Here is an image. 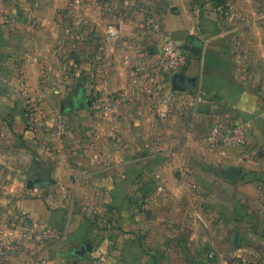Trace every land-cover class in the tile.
Returning a JSON list of instances; mask_svg holds the SVG:
<instances>
[{"label": "crops", "instance_id": "0c3cea01", "mask_svg": "<svg viewBox=\"0 0 264 264\" xmlns=\"http://www.w3.org/2000/svg\"><path fill=\"white\" fill-rule=\"evenodd\" d=\"M135 4L136 15L124 12ZM218 17L183 0H0V259L48 242L25 264H71V249L90 242L94 257L123 264H199L196 255L224 251L217 237L237 230L236 249L264 264V245H249L264 240L263 25L249 22L250 47L243 25ZM72 46L93 57L76 87L60 59ZM178 46L193 78L182 90L160 61ZM72 116L57 140L49 121L63 129ZM236 123L242 146L209 144L208 127ZM232 166L236 184L222 176ZM40 177L51 182L27 186ZM233 194L239 229L225 215Z\"/></svg>", "mask_w": 264, "mask_h": 264}, {"label": "rangeland", "instance_id": "374dc122", "mask_svg": "<svg viewBox=\"0 0 264 264\" xmlns=\"http://www.w3.org/2000/svg\"><path fill=\"white\" fill-rule=\"evenodd\" d=\"M184 5L189 9L191 8V6L193 5L194 7V11H198L199 9V13L200 15H202V13L206 14L208 12H216L219 15V19L221 20H225L227 19V23L224 26V28H228V29H234L235 27H238L240 29V27L242 26V28L244 30H246L247 33H243V35L241 36V39L244 43L248 44L250 47L253 46L254 41L252 40L253 38H251L250 33L251 30H249V22L251 21V19H254L256 17L261 18L259 20V23H261L263 25V27L261 28L262 31V36H263V43L261 44L263 51H264V0H183ZM144 0H140V4L143 5ZM141 7L138 4L133 5L132 9L128 10V9H123L124 12H126L127 14H132V15H136L137 14V10L138 8ZM198 8V9H197ZM243 8H248L249 10H251L250 12L248 11L246 14V11H240ZM261 11L258 12V14H255V11ZM228 17V18H227ZM230 18H232L231 20H229ZM248 29V30H247ZM74 34H78L77 30H74ZM252 35V34H251ZM65 41L70 42L69 38L66 37ZM64 46H68L67 43ZM91 45L88 46L87 49H85V52H87V56L89 55L88 51L92 52V48H90ZM177 49H180L181 47L178 46L176 47ZM244 48V47H243ZM61 52H63V47L60 48ZM67 50L66 47V57H60L61 60L66 62V67H67V71L72 74V85L73 87L75 85H78L79 83V76L81 74V72H79V68H80V63L81 61H88V59H92L93 57H80V55H82V53H84V50L79 46H72V49H70V51ZM90 56H92L90 54ZM97 61V60H96ZM76 73V74H75ZM76 87V86H75ZM56 114L60 116L61 111L57 108L56 109ZM62 116V115H61ZM41 118H42V114H41ZM44 119V118H42ZM56 119V118H55ZM55 119L53 121H49L50 124H48V129L49 131L51 130V134L57 139V140H66V138L69 136V128H70V124L74 121H76L77 118L74 119V117L72 116V119L69 120V118H65V122H64V128L60 129V132L58 130V124L55 121ZM74 120V121H73ZM63 124V123H62ZM46 127V126H45ZM44 126L40 125V132L42 134V132H45V129H43ZM48 141V140H47ZM47 141H42L40 140V145H41V149L42 150H47V144H49L50 142L47 143ZM218 178V176H217ZM225 194V192H224ZM233 198V201L230 202V205L227 206L225 208V215L230 216L231 218V228L232 229H239V206H238V200H236V202L234 201L236 199V195L233 194L231 196ZM218 201V200H217ZM217 208L219 205L216 204ZM217 212V215H223L222 209H215ZM216 214V213H215ZM13 220H10V223ZM3 230V229H2ZM205 234V233H204ZM225 235H223L222 237H217L216 240V245L221 244L224 246V251H221L219 254H210V255H196V261L200 264H254V263H259L260 260H258L257 258V254L252 251V253H248L245 254L244 251L240 252L239 248L236 250H232L230 251L231 248V243H230V235H228L227 231L224 232ZM240 241V240H239ZM238 241V242H239ZM251 243H249V245L252 246H257L258 245H264V240L263 239H255L252 238ZM64 244L66 245L64 252L69 251L70 250V246L67 245V242H64ZM31 249L34 250V253L29 254L27 256H23L20 257L21 255H13L11 257H8L6 259H0V264H18V263H22L21 261H23V263L25 264L27 261H31L34 258H39L40 254L39 253V249L41 251L42 248H44L45 246H48L49 243H31ZM106 253V252H104ZM108 254V253H107ZM94 255H96V253L94 252L93 249L89 250L87 255L79 260L75 257H72L70 259V261L74 263L75 262H80V261H88L92 258H94ZM105 256V255H103ZM259 256V255H258Z\"/></svg>", "mask_w": 264, "mask_h": 264}, {"label": "built area", "instance_id": "2783aa9c", "mask_svg": "<svg viewBox=\"0 0 264 264\" xmlns=\"http://www.w3.org/2000/svg\"><path fill=\"white\" fill-rule=\"evenodd\" d=\"M109 33L110 35H114L115 30L112 27H109ZM160 61L169 75L183 73L188 64L187 56L173 47H167L161 53ZM122 100L123 97L121 95H115L112 103L113 109H115ZM57 124L60 132L61 122L57 121ZM206 137L209 144L214 147L235 148L242 146L245 143L246 127L243 123H236L230 127H225L221 124H213L207 128ZM42 235L46 237L49 236L48 233H42ZM36 238H41V234L36 235ZM71 264H123V262L118 257H112L107 260L106 257L100 255L88 261L74 262Z\"/></svg>", "mask_w": 264, "mask_h": 264}, {"label": "water", "instance_id": "95a60500", "mask_svg": "<svg viewBox=\"0 0 264 264\" xmlns=\"http://www.w3.org/2000/svg\"><path fill=\"white\" fill-rule=\"evenodd\" d=\"M189 48L194 53H200L201 52V42L198 39H194ZM191 81H193V78L186 77L183 73H175L172 76L173 88L177 90H182L185 84ZM222 176L226 178L230 183L236 184L240 179H242L241 169L240 167H235V166L229 167L227 170L222 171ZM50 182L51 181L47 179H42L40 177L39 181L37 182H34L30 179L27 186L31 188L35 185L42 186ZM237 240H238V231L233 230L230 233V242L232 244L231 245L232 249L237 248ZM91 248H92V245L90 242L81 243L78 246L73 247L71 249L70 255L81 260L86 256V254L88 253L89 250H91Z\"/></svg>", "mask_w": 264, "mask_h": 264}]
</instances>
